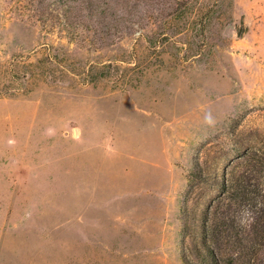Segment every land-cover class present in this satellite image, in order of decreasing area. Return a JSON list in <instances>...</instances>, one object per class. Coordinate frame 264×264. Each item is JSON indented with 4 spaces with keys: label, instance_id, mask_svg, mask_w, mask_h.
<instances>
[{
    "label": "rangeland",
    "instance_id": "rangeland-1",
    "mask_svg": "<svg viewBox=\"0 0 264 264\" xmlns=\"http://www.w3.org/2000/svg\"><path fill=\"white\" fill-rule=\"evenodd\" d=\"M31 1L0 0V264H183L196 159L264 143V0H184L165 29L179 0H131L103 48Z\"/></svg>",
    "mask_w": 264,
    "mask_h": 264
},
{
    "label": "trees",
    "instance_id": "trees-1",
    "mask_svg": "<svg viewBox=\"0 0 264 264\" xmlns=\"http://www.w3.org/2000/svg\"><path fill=\"white\" fill-rule=\"evenodd\" d=\"M130 3L131 0H121L127 13L124 16L116 13L111 0L31 1L33 14L38 18H62L70 34H89L92 39L88 43L101 48L115 44L116 38H123L129 32L126 21H130L133 13ZM186 5L184 0H179L176 9L167 12L162 27L169 28L167 18L179 8L183 12ZM166 34V30L157 32L150 44L160 46ZM97 65L91 62L86 76H93ZM236 150L233 157L223 159L220 176L215 173L216 159L195 161L187 181L183 209L187 218L183 225V264H264V143L247 144ZM210 181L215 193L202 204V194L192 197L189 203L198 186ZM197 197L200 200L193 208L195 204L191 203Z\"/></svg>",
    "mask_w": 264,
    "mask_h": 264
}]
</instances>
